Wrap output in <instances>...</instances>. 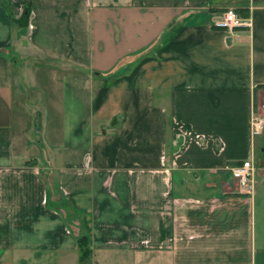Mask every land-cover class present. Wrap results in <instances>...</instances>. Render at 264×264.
Segmentation results:
<instances>
[{"label":"crops","instance_id":"crops-1","mask_svg":"<svg viewBox=\"0 0 264 264\" xmlns=\"http://www.w3.org/2000/svg\"><path fill=\"white\" fill-rule=\"evenodd\" d=\"M256 115L264 0H0V264H264Z\"/></svg>","mask_w":264,"mask_h":264},{"label":"built area","instance_id":"built-area-1","mask_svg":"<svg viewBox=\"0 0 264 264\" xmlns=\"http://www.w3.org/2000/svg\"><path fill=\"white\" fill-rule=\"evenodd\" d=\"M251 25L249 17L239 15L233 8L225 9L213 26L219 29L232 30L234 28H248ZM264 131V115H256L251 122L253 136ZM232 178L236 184L246 193H252L255 188V167L251 159H244L230 166Z\"/></svg>","mask_w":264,"mask_h":264},{"label":"rangeland","instance_id":"rangeland-1","mask_svg":"<svg viewBox=\"0 0 264 264\" xmlns=\"http://www.w3.org/2000/svg\"><path fill=\"white\" fill-rule=\"evenodd\" d=\"M29 68V67H28ZM33 77L34 80H30V79H27L26 80V91H25V94L27 97H30L32 98V101H30V103H26V105L24 106V108L27 110V113L26 115L27 116H30L31 117H34L33 114L36 113L37 110H42L40 109V107H34L37 104V102H34V100H36L38 94H41L43 93L44 96L47 92L49 91H52V90H55V83L50 81V77H48L50 74L49 72L46 71V69L43 67V66H40V67H36V71L33 72ZM42 94V95H43ZM32 110L35 111L34 113H32ZM45 179L47 180V182L50 184V187H52V177L51 175H46L45 174ZM54 187V186H53ZM51 197H53L55 200L52 201V203L56 206V198L54 195H52ZM63 208H61V210L63 212H65V214H67L68 217L71 216L70 212H66L64 209L65 207L62 206ZM67 208V207H66ZM75 216L76 214H72V216Z\"/></svg>","mask_w":264,"mask_h":264},{"label":"trees","instance_id":"trees-1","mask_svg":"<svg viewBox=\"0 0 264 264\" xmlns=\"http://www.w3.org/2000/svg\"><path fill=\"white\" fill-rule=\"evenodd\" d=\"M9 17L11 16L10 14H8ZM26 16V13H25ZM88 237L86 235H80L77 237V244L79 247V252H80V260H85L88 258L89 254H90V249L88 247Z\"/></svg>","mask_w":264,"mask_h":264}]
</instances>
